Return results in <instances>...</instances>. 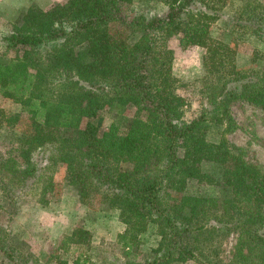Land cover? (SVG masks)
<instances>
[{"label": "trees", "instance_id": "obj_1", "mask_svg": "<svg viewBox=\"0 0 264 264\" xmlns=\"http://www.w3.org/2000/svg\"><path fill=\"white\" fill-rule=\"evenodd\" d=\"M159 1L162 15L130 19L123 13L133 0L32 3L8 23L0 37V95L20 109L0 110L12 140L7 155L0 153L2 196L38 189L40 200L53 197L60 183L52 168L62 164L66 184L98 192L101 206L116 213L124 264H264V170L227 138L236 128L233 102L264 109V64L236 68L234 48L211 37L227 0ZM239 1L231 31L264 41V1ZM114 22L140 35L127 42ZM172 40L182 50L205 48L208 106L190 120L183 119ZM254 54L264 57L263 50ZM22 118L27 122L18 129ZM45 152L42 161L33 157ZM199 183L217 194L189 193ZM230 234L235 242L225 260L221 244ZM7 238L0 228L9 264H29ZM90 243V231L75 228L62 246ZM88 260L82 252L58 263Z\"/></svg>", "mask_w": 264, "mask_h": 264}, {"label": "rangeland", "instance_id": "obj_2", "mask_svg": "<svg viewBox=\"0 0 264 264\" xmlns=\"http://www.w3.org/2000/svg\"><path fill=\"white\" fill-rule=\"evenodd\" d=\"M57 1L59 0H0V37L9 30L8 23L26 6L35 3L42 8H48ZM239 5V0H227L220 12V18L210 27V35L214 40H223L234 48L236 68H254L256 62L264 64V57L256 59L254 54L256 49L264 51V41L257 42L253 38H247L248 36L240 40L233 34L231 29L238 19ZM165 11L166 6L159 0H133L123 14L126 19H130L134 14L150 17L162 15ZM114 26L122 30L123 34H128L126 40L129 43H133L140 35L137 27L116 22ZM170 45L174 49L173 73L180 81L177 92L185 98L183 119L190 120L208 106L204 92V83L207 80L203 67L205 48L194 46L182 50L175 40ZM19 109L17 103L0 95V110L14 112ZM230 111L236 128L227 133V138L234 145L245 149L246 160L258 164L264 170V109L247 101L237 100L232 103ZM132 112L133 109L127 111L129 115ZM22 116L25 117V114ZM102 116V126L106 128L111 121L109 108L102 111ZM26 122L22 118L16 127L19 129ZM10 135L5 124L0 122V153L5 156L12 147ZM47 154L48 152L37 153L33 157L42 161ZM52 169L54 181L60 183L57 187L59 189H54L57 194L53 197L51 193H47L40 200L38 189H15L17 192L9 200L2 196L0 190V228L8 234V245L27 256L29 264H34V259L39 264H59V259L71 261L82 252L89 256L86 264H124L116 236L123 226L116 213L101 206L98 192L90 189L81 193L66 184L64 165L57 164ZM187 190L189 193L207 196L217 194L216 187L205 183L191 185ZM75 228L88 229L91 243L88 246L71 245L69 250H63L64 235ZM144 239L147 240L148 236ZM234 242L235 234H230L221 244L224 250L222 257L225 260L230 259ZM139 261L142 262L141 255L137 258V262ZM0 264H9L1 252ZM186 264L198 263L191 260Z\"/></svg>", "mask_w": 264, "mask_h": 264}, {"label": "crops", "instance_id": "obj_3", "mask_svg": "<svg viewBox=\"0 0 264 264\" xmlns=\"http://www.w3.org/2000/svg\"><path fill=\"white\" fill-rule=\"evenodd\" d=\"M27 7V6H26Z\"/></svg>", "mask_w": 264, "mask_h": 264}]
</instances>
